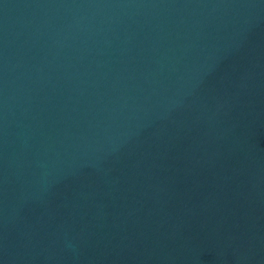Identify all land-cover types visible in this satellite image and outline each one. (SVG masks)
Instances as JSON below:
<instances>
[{
    "label": "water",
    "instance_id": "95a60500",
    "mask_svg": "<svg viewBox=\"0 0 264 264\" xmlns=\"http://www.w3.org/2000/svg\"><path fill=\"white\" fill-rule=\"evenodd\" d=\"M0 264H264V0H0Z\"/></svg>",
    "mask_w": 264,
    "mask_h": 264
}]
</instances>
